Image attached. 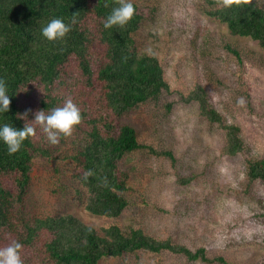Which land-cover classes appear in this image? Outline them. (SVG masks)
<instances>
[{
  "label": "rangeland",
  "instance_id": "1",
  "mask_svg": "<svg viewBox=\"0 0 264 264\" xmlns=\"http://www.w3.org/2000/svg\"><path fill=\"white\" fill-rule=\"evenodd\" d=\"M256 1L264 6V0ZM132 2L143 16L137 48L158 57L170 91L124 113L120 120L134 126L139 140L158 153L142 149L123 157L120 165L130 173L129 205L115 218L97 215L86 209L87 192L77 176L80 167L72 159L83 132L73 127L70 135L49 144L54 146L51 156L33 158L31 184L21 210L30 220L72 213L99 231L112 223L125 230L142 228L153 237L192 250L203 247L209 258L264 264V183L248 175V162L264 157V49L249 36L232 34L224 22L209 14L206 0ZM93 52L96 66L100 48ZM65 72L69 82L63 83L61 77L53 92L70 96L88 111L97 109L98 114L103 98L100 87L88 84L73 65ZM199 85L225 121L240 127L244 147L238 153L226 152V129L204 116L196 101L183 100ZM39 88L45 94L49 91L33 81L19 93L22 111L31 109L25 117L29 122L45 95ZM35 127V138L48 141L39 125ZM169 150L174 159L160 154ZM1 177L4 186L13 189L14 174ZM21 230V226L0 228V247L17 240ZM41 233L36 243L20 251L23 264L45 261V234ZM100 264L223 263L192 260L164 249L104 257Z\"/></svg>",
  "mask_w": 264,
  "mask_h": 264
},
{
  "label": "trees",
  "instance_id": "2",
  "mask_svg": "<svg viewBox=\"0 0 264 264\" xmlns=\"http://www.w3.org/2000/svg\"><path fill=\"white\" fill-rule=\"evenodd\" d=\"M206 1L211 6L209 14L224 22L232 34L249 36L264 49L262 4L256 0H231L227 5L225 0ZM132 3L134 14L124 25L105 28L102 21L119 5V0H0V78L5 80L11 100L9 111L0 113V124L23 127L25 118H17V113L24 112L19 106V93L30 82L38 81L49 90L40 103V109L45 111L63 103L66 96L56 95L52 86L58 79L61 81L68 66H75L88 84L96 83L103 95L98 114L97 109L88 111L91 109L75 102L81 120L74 127L83 128V132L72 159L80 167L77 176L87 192L86 209L113 218L129 205L126 191L131 189L129 170L122 168L120 161L142 149L158 153L154 147L143 144L135 127L121 123L120 117L170 91L158 57L137 48L136 35L143 16L137 4ZM54 17L64 19L71 27L62 40L49 41L40 29ZM89 17L93 19L88 20ZM97 47L100 58L97 57L95 66L93 49ZM68 80L62 79L63 83ZM182 98L186 102L196 101L204 116L226 129L227 153L236 154L243 149L240 127L225 121L208 100L203 86L195 87ZM64 137L61 135L58 142ZM49 144L33 135L23 141L17 152L9 154L0 141V179L6 173L14 174L13 189L0 181V228L18 230L21 226L16 240L22 244L20 251L36 243L42 232L45 234L42 264H100L104 257L164 249L185 254L192 260L233 264L223 256L209 258L203 247L192 250L170 239L153 237L142 228L125 230L112 223L99 231L72 213L27 219L21 208L31 184L33 158L40 154L51 156L54 146ZM160 154L175 158L171 150ZM248 175L264 183V157L248 162Z\"/></svg>",
  "mask_w": 264,
  "mask_h": 264
},
{
  "label": "clouds",
  "instance_id": "3",
  "mask_svg": "<svg viewBox=\"0 0 264 264\" xmlns=\"http://www.w3.org/2000/svg\"><path fill=\"white\" fill-rule=\"evenodd\" d=\"M230 3L231 0H225L226 5ZM134 11L132 0H119V5L114 7L102 21L103 26L105 28H110L113 25H124L133 16ZM73 22H75L74 19ZM70 27L71 25L66 23L64 19L54 17L48 20V22L41 27L40 31L42 36L47 40L57 41L62 40L66 36ZM239 102L243 103L242 100ZM10 103L8 86L5 80L0 78V113L8 112ZM29 111H31V109H26L22 113H17V118H25ZM80 120L81 113L78 105L70 96L65 97L61 105L53 107L48 111H45V108L36 110L33 114V118L30 120L31 122L25 120L23 127H15L9 123L0 124V141L7 146L6 150L9 154L15 153L21 148L25 139L35 134V126L39 125L41 131L46 135L47 140L55 144L58 142V138L61 135H70L73 127L78 124ZM21 248L22 244L16 240H13L4 247H0V264H23L20 256Z\"/></svg>",
  "mask_w": 264,
  "mask_h": 264
}]
</instances>
